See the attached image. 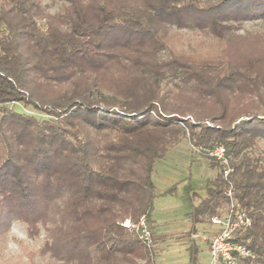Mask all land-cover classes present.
I'll use <instances>...</instances> for the list:
<instances>
[{"label": "trees", "instance_id": "16d2710c", "mask_svg": "<svg viewBox=\"0 0 264 264\" xmlns=\"http://www.w3.org/2000/svg\"><path fill=\"white\" fill-rule=\"evenodd\" d=\"M256 19L264 0H0V242L13 217L45 219L43 251L66 264H154L123 222L151 216L154 162L186 137L223 145L230 167L209 158L193 219L231 184L250 218L238 264H264V58L167 46L182 28L225 42Z\"/></svg>", "mask_w": 264, "mask_h": 264}, {"label": "rangeland", "instance_id": "374dc122", "mask_svg": "<svg viewBox=\"0 0 264 264\" xmlns=\"http://www.w3.org/2000/svg\"><path fill=\"white\" fill-rule=\"evenodd\" d=\"M43 2L48 3V0ZM57 8L58 4H55L50 10L55 12ZM234 35L240 37H229L225 42H219L204 32L182 28L172 31L167 39V46L175 52L189 55L207 53L237 56L236 59L253 56L264 58V19L239 24ZM261 68L264 70V64ZM15 106L25 108L21 103H16ZM204 150L192 147L184 137L154 162L152 180L155 198L151 216L147 218L145 215L153 233L151 259L154 264L210 263L208 243L191 238L193 233L209 234L214 229L209 218L195 221L192 217L194 206L206 195L207 187L218 170L209 164L211 157ZM203 152L207 157L202 155ZM225 210L226 203L215 215L222 214ZM190 250L194 252L191 253ZM0 264H5L2 251Z\"/></svg>", "mask_w": 264, "mask_h": 264}, {"label": "built area", "instance_id": "2783aa9c", "mask_svg": "<svg viewBox=\"0 0 264 264\" xmlns=\"http://www.w3.org/2000/svg\"><path fill=\"white\" fill-rule=\"evenodd\" d=\"M204 151L222 165V173L226 176L230 167L228 164L229 156L225 147L216 145ZM224 195L227 198L226 210L222 214L213 215L209 221L214 226L213 231L209 234H191L192 239H201L208 243L210 253V263L208 264H238L239 258L253 256L245 245L233 240L239 229L250 224V218L234 198L231 184L224 190ZM124 226L134 230L138 239L146 247H152L153 233L145 215H141L136 222L126 220Z\"/></svg>", "mask_w": 264, "mask_h": 264}, {"label": "clouds", "instance_id": "9594fccd", "mask_svg": "<svg viewBox=\"0 0 264 264\" xmlns=\"http://www.w3.org/2000/svg\"><path fill=\"white\" fill-rule=\"evenodd\" d=\"M52 228L50 220L37 219L33 223L21 216L13 217L0 242L5 264H66L63 259L53 256L51 251H43L52 242Z\"/></svg>", "mask_w": 264, "mask_h": 264}]
</instances>
